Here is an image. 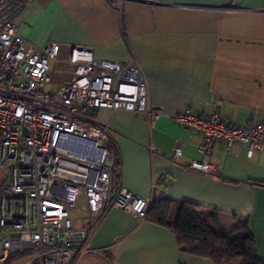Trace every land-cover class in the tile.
I'll use <instances>...</instances> for the list:
<instances>
[{"label": "crops", "instance_id": "obj_1", "mask_svg": "<svg viewBox=\"0 0 264 264\" xmlns=\"http://www.w3.org/2000/svg\"><path fill=\"white\" fill-rule=\"evenodd\" d=\"M28 1L15 19L22 37L38 47L56 42L64 57L84 46L97 59L137 60L155 109L207 115L220 102L222 119L264 121V0ZM96 117L109 126L122 186L152 201L169 196L217 211V227L249 218L264 259V146L249 157L246 146L227 151L217 140L207 159L220 172L207 174L188 168L200 157L202 134L169 116L101 108ZM79 210L75 225L88 231V250L72 264H217L181 251L175 232L152 220L118 208L89 219Z\"/></svg>", "mask_w": 264, "mask_h": 264}, {"label": "built area", "instance_id": "obj_2", "mask_svg": "<svg viewBox=\"0 0 264 264\" xmlns=\"http://www.w3.org/2000/svg\"><path fill=\"white\" fill-rule=\"evenodd\" d=\"M28 6V0H0V264L16 255L27 257L25 264H72L88 250V231L75 225L76 209L89 219L109 208L146 219L152 199L114 181L110 129L96 117L101 108L150 120L169 116L198 131L200 157L188 168L207 174L220 172L207 159L217 140L227 151L246 146L249 157L264 146V121L242 126L222 119L220 102L207 115L155 109L135 59H97L84 46L62 58L56 42L34 45L15 23ZM61 64L70 67V78L55 85ZM181 153L177 147L174 155Z\"/></svg>", "mask_w": 264, "mask_h": 264}, {"label": "trees", "instance_id": "obj_3", "mask_svg": "<svg viewBox=\"0 0 264 264\" xmlns=\"http://www.w3.org/2000/svg\"><path fill=\"white\" fill-rule=\"evenodd\" d=\"M109 147L115 156L111 142ZM118 166L116 160L115 182H118ZM218 214L217 211L200 209L190 201L161 196L151 202L146 219L171 228L183 252L210 257L217 264H264L249 218L236 217L232 226L221 228L217 227ZM21 257L12 256L6 264H13Z\"/></svg>", "mask_w": 264, "mask_h": 264}, {"label": "rangeland", "instance_id": "obj_4", "mask_svg": "<svg viewBox=\"0 0 264 264\" xmlns=\"http://www.w3.org/2000/svg\"><path fill=\"white\" fill-rule=\"evenodd\" d=\"M64 56L65 55L63 54L62 58H64ZM57 69H58V71L55 74V81H54L55 85L69 80V78H70V75L68 73V70L70 69L69 66H67L65 64H61L57 67ZM65 158H67V157H65ZM70 159L73 160L72 158H70ZM75 213H77L79 216H82V213L79 209H76ZM22 263H23V259H20V260L15 261L13 264H22Z\"/></svg>", "mask_w": 264, "mask_h": 264}]
</instances>
